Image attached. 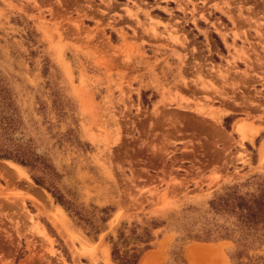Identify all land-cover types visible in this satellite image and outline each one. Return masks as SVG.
<instances>
[{
    "label": "rangeland",
    "instance_id": "374dc122",
    "mask_svg": "<svg viewBox=\"0 0 264 264\" xmlns=\"http://www.w3.org/2000/svg\"><path fill=\"white\" fill-rule=\"evenodd\" d=\"M0 78L60 185L113 209L92 238L0 159V264H115L108 237L151 219L138 264H264L188 238L228 222L224 185L264 178V0H0Z\"/></svg>",
    "mask_w": 264,
    "mask_h": 264
},
{
    "label": "trees",
    "instance_id": "16d2710c",
    "mask_svg": "<svg viewBox=\"0 0 264 264\" xmlns=\"http://www.w3.org/2000/svg\"><path fill=\"white\" fill-rule=\"evenodd\" d=\"M228 118L225 117L224 121ZM22 124V116L11 88L0 78V159L10 160L25 168L32 181L45 189L54 203L60 205L88 236L96 238L104 230V224L113 209L109 206L87 209L78 204L74 193L60 185L61 174L45 154L37 151L32 138L26 136ZM224 125L228 129L227 124ZM252 178H256L253 188L243 190L242 186L246 182L226 184L208 201L210 210L221 214L228 222L221 224L218 230L208 229L203 235L188 234V238L232 239L240 251L264 244V178L259 179L257 174ZM95 210L102 214L96 217ZM159 226L156 220L151 219L149 225L140 227L139 232L132 228L129 236L124 235L122 230H118L115 240L109 236L112 261L115 264H138L143 252L151 248L154 239L152 230Z\"/></svg>",
    "mask_w": 264,
    "mask_h": 264
},
{
    "label": "bare ground",
    "instance_id": "6f19581e",
    "mask_svg": "<svg viewBox=\"0 0 264 264\" xmlns=\"http://www.w3.org/2000/svg\"><path fill=\"white\" fill-rule=\"evenodd\" d=\"M238 131H240L241 132V134H243V131H242V126L241 125H238ZM12 163V162H11ZM13 165H15L17 168H16V171H17V173H19L20 175L22 174V175H26V176H28L27 175V173L21 168V167H19L17 164H15V163H12ZM56 214H57V216H58V218H59V220L60 221H63L64 220V218L66 217V213H65V211L61 208V207H57V209H56ZM56 216V217H57ZM65 222V221H64Z\"/></svg>",
    "mask_w": 264,
    "mask_h": 264
},
{
    "label": "crops",
    "instance_id": "0c3cea01",
    "mask_svg": "<svg viewBox=\"0 0 264 264\" xmlns=\"http://www.w3.org/2000/svg\"><path fill=\"white\" fill-rule=\"evenodd\" d=\"M149 250H154V249H149Z\"/></svg>",
    "mask_w": 264,
    "mask_h": 264
}]
</instances>
